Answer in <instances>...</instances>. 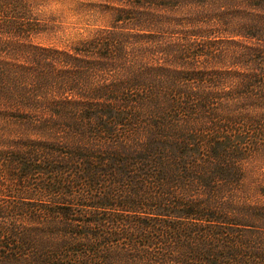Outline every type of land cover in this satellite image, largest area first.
<instances>
[{
	"label": "trees",
	"instance_id": "trees-1",
	"mask_svg": "<svg viewBox=\"0 0 264 264\" xmlns=\"http://www.w3.org/2000/svg\"><path fill=\"white\" fill-rule=\"evenodd\" d=\"M0 0V264H264V0H101L69 46Z\"/></svg>",
	"mask_w": 264,
	"mask_h": 264
},
{
	"label": "rangeland",
	"instance_id": "rangeland-1",
	"mask_svg": "<svg viewBox=\"0 0 264 264\" xmlns=\"http://www.w3.org/2000/svg\"><path fill=\"white\" fill-rule=\"evenodd\" d=\"M49 19L50 29L36 41L59 47L84 39L95 29L108 24V16L97 8L101 0H39Z\"/></svg>",
	"mask_w": 264,
	"mask_h": 264
}]
</instances>
